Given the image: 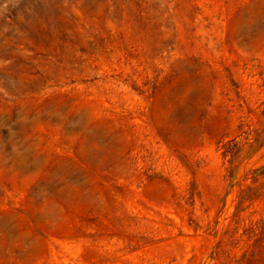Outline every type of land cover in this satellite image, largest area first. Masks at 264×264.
Returning a JSON list of instances; mask_svg holds the SVG:
<instances>
[{
  "label": "rangeland",
  "instance_id": "rangeland-1",
  "mask_svg": "<svg viewBox=\"0 0 264 264\" xmlns=\"http://www.w3.org/2000/svg\"><path fill=\"white\" fill-rule=\"evenodd\" d=\"M0 264H264V0H0Z\"/></svg>",
  "mask_w": 264,
  "mask_h": 264
}]
</instances>
